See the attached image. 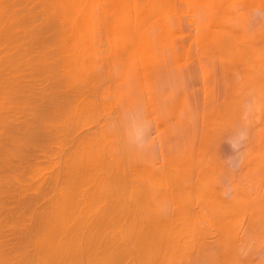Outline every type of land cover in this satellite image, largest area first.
I'll use <instances>...</instances> for the list:
<instances>
[{"label": "rangeland", "instance_id": "374dc122", "mask_svg": "<svg viewBox=\"0 0 264 264\" xmlns=\"http://www.w3.org/2000/svg\"><path fill=\"white\" fill-rule=\"evenodd\" d=\"M8 2L13 27L40 32L16 53L12 114L38 138L27 174L63 214L65 263L264 264V95L237 132L264 89L263 7Z\"/></svg>", "mask_w": 264, "mask_h": 264}, {"label": "bare ground", "instance_id": "6f19581e", "mask_svg": "<svg viewBox=\"0 0 264 264\" xmlns=\"http://www.w3.org/2000/svg\"><path fill=\"white\" fill-rule=\"evenodd\" d=\"M5 1L6 0H2V1L0 0V6L2 8L0 10V264H68L65 262L69 261L71 258L70 252L67 251L68 249L71 248V247H68V239L70 237L68 235L70 233H69V231L64 232L65 229H64V231H62V229L60 230V228L63 227L62 225L66 224L65 222L62 223V220H64L62 217L63 214L61 215L59 213V210H56L58 204H57V202L54 203L55 201L53 202V204H51L53 206L52 211L50 210L49 212H47L45 209L43 210L44 207L42 208L43 205L40 204L41 188H42L41 187L42 186V180L40 178L41 176L37 173L38 177L36 175L35 177L32 178V177L28 176L30 174H27V172H28L27 169H28V165L30 163L29 160H30L31 154H29L28 149H26L27 148L26 145L30 144L29 138H31V142H32V139L34 140L35 138L36 139H38V138L36 136H34V137L28 136L30 133L32 134V130H29V129H31L30 128L31 126H29V125H31L32 123L29 124L28 120L27 121L26 120H20L22 122V124L19 123L20 121H18V124L20 127L14 126L17 123V122L15 123V121H17L18 119L17 120L13 119V114H12L13 108H14V105H13V89H14V87H13V76H12L13 68H14L13 64L17 60L16 57L19 56L16 53H18V52L20 53V51L24 47V45L30 43L29 41L34 39V35H37L40 32H37V31L32 30V29L26 30L23 28L17 29L15 27H13L14 21L12 19V15H13L12 8H10L11 11L9 12L8 5H6L9 2H8V0L6 1L7 3ZM126 1H129V0H126ZM146 1L149 2L147 5L139 7V10L141 12H147V11H152V10L156 9V6L152 5V3L156 0H146ZM186 1L188 2L189 10L193 11L195 13L198 11L199 6L203 5V4H207L206 8L208 10L218 12V11H221L223 9V6L225 3L227 4L230 2L234 6V11H237V12H241V11H244L245 9H247V7L244 6V4H248V3L249 4H258L259 6L263 7V9H264V0H186ZM206 1H208V2H206ZM3 3L5 4V6L7 8L3 7L4 5H1ZM221 3H223V4H221ZM25 6H27V4ZM27 8H28V6H27ZM43 32H44V34L42 33L40 38H43V43H44L45 40L49 39L48 37H50V39H51V36H50V32H48V31H43ZM46 38H48V39H46ZM242 42H244V41H241L240 43H238L237 47H235L237 50H243L244 48H247V47H245V45H247V44L244 45V43H242ZM21 43H22V46L18 48V46ZM223 43H224V41H223ZM210 56H211V54H210ZM207 59H209V58H207ZM234 66H235V64H234ZM250 69L252 71L254 68L253 69L250 68ZM239 70H240V68H239ZM261 76H263V75L258 76V78L260 77V79L257 78L258 80L255 79V81L256 80L259 81V80L263 79L264 76L263 77H261ZM214 77H213V79H214ZM221 78H222V76H221ZM213 79H212V82H213ZM217 79H219L221 82V79L219 77ZM223 84H225V81ZM210 85H212V84H210ZM213 87H214V85H213ZM220 87H221V84H220ZM242 87H243V85H242ZM214 88H213V90H214ZM218 89H220V88H218ZM252 90H254V93L252 92ZM252 90H251V92L253 94L251 93L252 96L250 97V105L248 106V109H247V113L249 115L252 113L253 108L256 107L261 102V101L259 102V100H262L264 98V97L261 98V96L264 95L263 94L264 89H263V92H260L261 90L258 91V87H257V89L254 88ZM211 92H213V91H211ZM220 92H221V90H220ZM234 92H235V90H234ZM217 94H218V92H217ZM232 94H234V93H232ZM208 96H210V95H208ZM209 99L210 98L208 97V100ZM262 105L263 104H261V106ZM194 110H195V108H194ZM191 111H192V109H191ZM250 117H251V120H249L250 118L247 115L248 120H245L244 122H240L241 119L238 120L240 122V123L238 122L239 123L238 127L240 129V130L237 129L238 133L241 131L242 134L245 135V133H247L249 131V125L251 122L253 123L252 116L250 115ZM39 119H41V118H39ZM196 122L194 120L193 124ZM252 123H251V125H252ZM27 124H29V125H27ZM189 125H191V124H189ZM15 128H16V130H14ZM17 128H18V130H17ZM217 128H219V127H217ZM33 130L35 131V129H33ZM36 130H38V128ZM26 131L27 132L30 131V133L27 134ZM235 133H236V131H235ZM16 134L18 135V136H16V137H18L17 142L15 141V135ZM229 135H230V133H229ZM38 137H41V136H38ZM15 148L17 149L16 155H15V151H16ZM28 157H29V159H27ZM72 179H71V181H72ZM71 181H70V183H71ZM65 182H67V181H65ZM71 184H73V183H71ZM69 186L71 187V185H69ZM87 187H88V185H87ZM60 188H61V186H60ZM30 190H32L33 192L36 191L35 194H33L34 196L31 199H29L31 197L30 196L31 193L29 195ZM44 201H41V202H44ZM78 201H80V200H78ZM64 205H66V202ZM68 206H70V205H68ZM75 211H76V209H75ZM60 219H61V221H60ZM60 226H62V227H60ZM67 228L69 229V226H67ZM67 233H69V234H67ZM81 237H82V235H81ZM70 238H72V237H70ZM254 240H255V238H254ZM71 241H69L70 244H71ZM255 241H257V240H255ZM73 253H75V252H73ZM85 254H86V252H85ZM65 256H66L67 261H64ZM83 259H84V257H83ZM109 259H110V257H109ZM69 262H71V261H69ZM71 263H73V262H71ZM81 264H83V263H81ZM196 264H197V262H196Z\"/></svg>", "mask_w": 264, "mask_h": 264}]
</instances>
